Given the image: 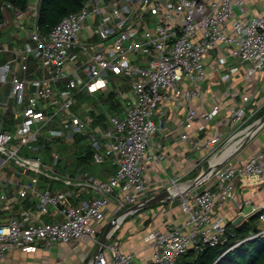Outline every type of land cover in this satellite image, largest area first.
I'll use <instances>...</instances> for the list:
<instances>
[{
    "label": "built area",
    "instance_id": "built-area-1",
    "mask_svg": "<svg viewBox=\"0 0 264 264\" xmlns=\"http://www.w3.org/2000/svg\"><path fill=\"white\" fill-rule=\"evenodd\" d=\"M40 3L35 0L26 8H13L18 21L35 14V43H27L16 59L26 69L31 54H37L47 75L34 78L35 89L30 92L26 79L10 74L12 61L0 63V82L11 81V94L20 103L17 114L21 116L14 129L0 124V199L9 207L8 188L14 186L18 198L31 196L34 202L20 217L0 222V261L16 247L33 252L41 244L46 248L70 241L98 244L106 223L115 216L118 228L134 210L121 213L142 202L149 191L146 163L152 156V140L165 126L168 102L190 104L179 120L185 128L182 138L207 127L205 123L197 126L200 112L193 104L203 82L210 79L206 59L212 50L227 60H238L221 72L222 82L243 65L248 74L264 70V7L253 16L243 15L247 0H85L48 33H43L38 23ZM5 24V20L0 23V31ZM84 32L88 34L83 36ZM122 77L128 78L131 88L123 114L105 107L104 121L92 113L94 106L87 104L85 113L77 110L81 93L95 95L98 90L112 88V80ZM41 98H48L44 99L47 104ZM263 106L254 94H244L232 112L238 128ZM219 111L220 105L215 104L202 115L210 119ZM256 121L246 127L245 135L254 131ZM77 135L86 143L78 145ZM70 137L74 140L69 143H76L77 149L85 151L84 144L93 149V162L116 166L115 171L100 177L78 164L64 173L59 166L62 153L56 149L52 163L45 161L42 140ZM232 137L224 141V132L216 129L204 140H196L195 146L216 145L213 152L218 150L211 159ZM42 176L62 181L64 187L52 188L43 183ZM244 177L259 181L264 194V150L253 152L244 161H226L208 176L216 187L210 183L194 191L187 185L179 188L180 177L170 183L158 181L155 192L174 189V198H179L188 214L185 221L151 234L154 252L148 259H138L134 252L107 242L93 264H177L191 247L199 250L208 244L230 242L232 232L220 208L236 195ZM253 204V198L241 203L242 207ZM257 209L258 219L264 223V199L253 211ZM42 214L51 218L44 220ZM258 226L230 249L263 234L264 226Z\"/></svg>",
    "mask_w": 264,
    "mask_h": 264
},
{
    "label": "crops",
    "instance_id": "crops-1",
    "mask_svg": "<svg viewBox=\"0 0 264 264\" xmlns=\"http://www.w3.org/2000/svg\"><path fill=\"white\" fill-rule=\"evenodd\" d=\"M30 2H35V0H30ZM263 7L264 0H247L242 14L253 16L260 13ZM4 14L6 24L0 31V63L12 61L13 70L10 74H15L26 79L27 90L31 92L35 89L32 80L47 75V70L40 64L37 54H31L26 69L23 68V62L20 59H16V57L22 54L27 43H35L32 38V31L35 26V14L34 16H27L21 21L16 19L13 8L7 7L4 10ZM87 34V32H84L83 36ZM93 39H97V36H94ZM206 61L210 79L203 82L200 94L195 98L193 105L200 112V115L196 118L197 126L205 123L207 127L202 130L197 128L196 132L194 130L191 132L189 138H182L180 133L185 128L180 125L179 120L186 115L190 104L182 100H171L168 102L165 126L159 131V134H156L151 143L150 154L152 156L146 163V175L150 181V187L144 197L156 193L154 188L158 181L170 183L174 178L180 177L182 185L185 186L208 167L211 163L209 156L214 151L216 145L213 147L204 146L197 148L195 141L200 140V138L204 140L216 129L224 132V141L229 136L232 137L237 133L239 125L234 119L232 112L241 103V97L244 94H254L256 102L259 104L264 103V70L258 74H248L245 71V65H243L240 71L233 73L230 80L222 82L220 80L221 72L225 71L230 64L238 63V60L236 58H228L227 60L224 58V55L219 54L218 50H212L207 56ZM115 80H124L127 85L126 88L121 90L114 84L111 85L112 88H105L99 93H102V98H106L103 100L109 101L108 96L114 89V98L118 103V107L112 111L121 115L124 113L125 97L131 95V88L129 80L126 77ZM63 85L61 83V86ZM11 88L12 84L10 80L0 82V124L14 129L16 122L21 120V116L17 114L20 103L11 94ZM86 94H80L79 98L83 97L81 100L79 99L75 107L81 103L83 105L93 104L95 107L92 113L100 117L104 115L105 107L108 106L107 103L105 102L106 104L103 105L98 104L92 94H87L91 99L88 101L84 98ZM97 94L98 92L95 95ZM44 99L48 98H41V101L47 104V101ZM215 104L220 105L219 113L210 119H206L202 113L212 109ZM249 105H253V103ZM48 107L51 108L52 105L49 103ZM261 110H263L262 115L264 113V106ZM244 136L235 138L237 140L232 141L222 151L238 147L239 142ZM258 150H264V123L254 129V133L248 142L231 159L234 161H244L250 154ZM206 161L209 162L208 165L205 164ZM90 168H92L96 175L108 177L115 171L116 166L106 163L92 165ZM9 175L13 176L14 173L10 170ZM210 183L213 187H216L212 178H206L192 189L198 191ZM40 186L46 187L45 184H41ZM8 192L10 197L9 207L0 199V222L7 221L12 217L18 218L25 207L34 205L31 196L18 198L17 189L14 186L8 188ZM31 194L30 192L29 195ZM263 197L264 194L260 182L251 177H244L240 180V185L238 184L237 186L236 195L230 197L220 210L224 213L227 223L233 222L240 213L248 215L254 212V206L260 205L264 199ZM245 198H253L255 200L254 206L242 207L241 203ZM120 211L122 212V209L119 210L117 208V212ZM44 216L45 214L41 215L42 218ZM187 216V212L181 207L179 198L153 203L130 212L121 221L108 242L118 244L123 250L134 252L138 259L145 260L150 258L154 252L151 234L154 231H163L181 224ZM229 228L233 229L234 227L231 224ZM96 246L97 244L92 241H70L65 244H53L49 248L41 244L40 248L33 252L16 247L7 253L6 257L0 261V264H88Z\"/></svg>",
    "mask_w": 264,
    "mask_h": 264
},
{
    "label": "trees",
    "instance_id": "trees-1",
    "mask_svg": "<svg viewBox=\"0 0 264 264\" xmlns=\"http://www.w3.org/2000/svg\"><path fill=\"white\" fill-rule=\"evenodd\" d=\"M84 1L85 0H41L38 15L40 30L43 33H48L66 14L71 11L79 10L83 6ZM28 4H30V0H0V23L5 19L4 10L6 6L10 8H26ZM102 97L103 96H101V98ZM114 97L115 91L112 90L108 96L110 102L104 100V103L106 102L108 105L106 108L111 112L118 107V103ZM98 117L99 120L105 121L106 119L105 114L101 117L98 115ZM83 139L85 140L82 136L77 135L75 137V141L78 145L86 143ZM64 140L66 139L57 138L53 140H42V153L47 152V150H52L53 152V150L56 149L62 153V159H64V161H68L69 156H71L76 161V166L82 164L84 167L90 168L92 165H99L93 162V149L90 148L89 145L84 144L85 146H83L84 148L86 147V149L83 151L77 149L76 143H69L68 140L64 145ZM59 146L65 147L66 150H59ZM90 169L92 170V168ZM249 222L250 221L246 222L241 227L234 224L232 221L229 222L228 226L232 224L234 227L230 229L232 232L230 235V242L217 245L208 244L199 250L195 247H191L178 258L177 264H264V233L249 238L230 249L232 243L248 236L250 231L255 227L259 229L258 223L252 228Z\"/></svg>",
    "mask_w": 264,
    "mask_h": 264
},
{
    "label": "water",
    "instance_id": "water-1",
    "mask_svg": "<svg viewBox=\"0 0 264 264\" xmlns=\"http://www.w3.org/2000/svg\"><path fill=\"white\" fill-rule=\"evenodd\" d=\"M264 123V114L259 117V119L256 121L255 124H253V128L256 129L259 126H261ZM254 131L249 132L246 136L243 142L240 144L238 148L233 150L232 152L224 154L217 162L210 163L207 168H205L197 177L194 178L192 182L187 184L189 188L195 187L197 184L208 178L216 169H218L220 166H222L226 161L231 159L250 139V137L253 135ZM174 189L172 188H165L161 191H158L148 197H146L142 202L138 204H134L130 206L128 209L124 210L121 214H124L125 212L136 210L138 208L146 207L150 204L170 200L173 199L177 194L174 193ZM260 212V209L255 210L254 212L246 215L245 213H240L234 220V224L241 227L243 224H245L248 221L253 220L254 218L258 217V214ZM119 223L118 216H115L113 219L108 220L106 223L100 241L98 242L96 249L89 260L88 264H93L95 261L97 255L99 252L104 248L105 244L108 242L110 236L113 234L115 229L117 228Z\"/></svg>",
    "mask_w": 264,
    "mask_h": 264
},
{
    "label": "rangeland",
    "instance_id": "rangeland-1",
    "mask_svg": "<svg viewBox=\"0 0 264 264\" xmlns=\"http://www.w3.org/2000/svg\"><path fill=\"white\" fill-rule=\"evenodd\" d=\"M109 77H111V78H114L115 76H114V74H110L109 75ZM128 79V78H127ZM116 85V86H118L121 90H124L125 88H126V84H125V81L124 80H112V84L111 85ZM130 86V85H129ZM114 90V89H113ZM115 91V90H114ZM98 92V94L97 95H94L93 96V98H95L96 100H97V103L98 104H105L104 103V100L103 99H105V98H101V95H102V93H99L100 91L98 90L97 91ZM104 94V93H103ZM83 97V96H82ZM82 97H80L79 99L81 100V98ZM84 98H86L88 101L89 100H91L90 99V97L86 94L85 96H84ZM91 106H94L93 104H91ZM77 107V110H79V111H82V112H84L85 113V111H83L84 109H85V107H86V105L84 104H79V105H77L76 106ZM95 107V106H94ZM103 107V106H102ZM101 107V108H102ZM99 109V108H98ZM262 111L263 110H259L258 112H256V114H254L253 116H251V117H249L248 119H246L244 122H243V124L238 128V130H242V129H244V128H246L248 125H250V124H252L253 122H255L257 119H259V115H261V113H262ZM72 141V140H74L72 137H70V138H66V140H64V145H65V142L66 141ZM60 147V146H59ZM59 150H66L65 149V147H60L59 148ZM218 150V148H216V150H215V152ZM215 152H212L211 154H210V156H209V158L215 153ZM0 153H1V151H0ZM43 155H44V158H45V161H47L48 163H52V150H47V152H45V153H43ZM69 155V154H68ZM68 160H69V162H67V161H64V159H61V161H60V164H59V166H60V170L62 171V172H66V171H68V170H70V171H73L74 169H75V167H76V161L71 157V156H69V158H68ZM209 161V160H208ZM208 161H206V165H208L209 164V162ZM42 181H43V183H46L47 185H51V187L52 188H54V187H56V188H63L64 187V183L62 182V181H57V180H55V179H52V178H50V177H46V176H42ZM73 200L75 201L76 199L75 198H73ZM51 217L50 216H48V215H45L44 217H43V219L44 220H48V219H50ZM258 223V225H260V226H264V223H262V222H260V221H258V217H256V218H254L253 220H251L250 222H249V225L250 226H252V228H254L255 227V225ZM102 232H103V230H102ZM101 232V233H102Z\"/></svg>",
    "mask_w": 264,
    "mask_h": 264
},
{
    "label": "bare ground",
    "instance_id": "bare-ground-1",
    "mask_svg": "<svg viewBox=\"0 0 264 264\" xmlns=\"http://www.w3.org/2000/svg\"><path fill=\"white\" fill-rule=\"evenodd\" d=\"M247 129L245 128L244 130H242L241 132H239L233 139H231L230 140V142L226 145V146H228L232 141H234V140H237V139H235V138H241V136L242 135H245L246 133H247ZM242 134V135H241ZM246 136V135H245ZM245 136L241 139V141L239 142V146H240V144L243 142V140L245 139ZM225 146V147H226ZM238 146V147H239ZM224 147V148H225ZM238 147H236V148H238ZM223 148V149H224ZM236 148H234V149H232V150H225V151H220V152H218V153H216L212 158H211V162L212 163H215V162H217L224 154H226V153H229V152H232L233 150H235ZM179 188H185V186L184 185H182V184H180L179 185Z\"/></svg>",
    "mask_w": 264,
    "mask_h": 264
}]
</instances>
